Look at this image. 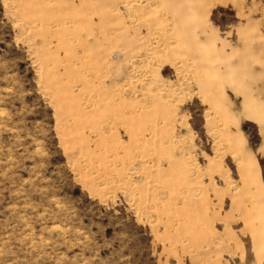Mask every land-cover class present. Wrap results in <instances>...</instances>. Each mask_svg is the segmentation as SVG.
<instances>
[{
  "label": "rangeland",
  "instance_id": "374dc122",
  "mask_svg": "<svg viewBox=\"0 0 264 264\" xmlns=\"http://www.w3.org/2000/svg\"><path fill=\"white\" fill-rule=\"evenodd\" d=\"M0 264H264V0H0Z\"/></svg>",
  "mask_w": 264,
  "mask_h": 264
}]
</instances>
